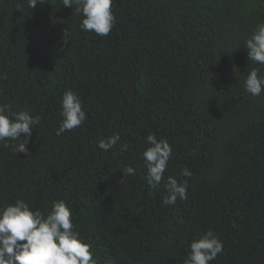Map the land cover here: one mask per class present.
I'll return each instance as SVG.
<instances>
[{"label": "trees", "instance_id": "obj_1", "mask_svg": "<svg viewBox=\"0 0 264 264\" xmlns=\"http://www.w3.org/2000/svg\"><path fill=\"white\" fill-rule=\"evenodd\" d=\"M75 8L0 0V105L41 118L27 153L0 141V208L20 198L47 215L64 200L96 264H184L209 230L223 243L209 264H264V91L244 87L253 68L264 76L245 44L264 0H113L107 36ZM67 90L87 119L57 135ZM150 133L172 146L155 190ZM169 176L187 199L164 205Z\"/></svg>", "mask_w": 264, "mask_h": 264}, {"label": "clouds", "instance_id": "obj_2", "mask_svg": "<svg viewBox=\"0 0 264 264\" xmlns=\"http://www.w3.org/2000/svg\"><path fill=\"white\" fill-rule=\"evenodd\" d=\"M40 3L46 0H39ZM38 0H28L30 9L36 7ZM113 0H63L65 7L76 5L75 11L83 15L81 29L95 32L99 36H107L114 23L112 11ZM248 61L264 64V23L246 40ZM253 68L245 80V89L252 96H259L264 91V76ZM6 78V77H3ZM61 116L63 120L56 130L57 135L70 131L87 119L79 96L72 90L63 93L61 99ZM14 116V119L10 117ZM41 118L30 115L26 111L10 113L7 105H0V141L11 144L15 153H27L26 145L32 135V130L39 125ZM23 136V138H22ZM120 140L119 134H114L99 141V148L107 151ZM148 147L143 151L145 179L148 185L157 189L164 179L172 146L165 139H157L150 133L146 137ZM123 174L136 175L132 166L122 170ZM184 176H191L188 168L182 170ZM167 196L164 205H173L177 198L187 199V183H179L169 176L165 185ZM72 211L64 200L53 201L51 211L44 215L40 210H33L23 199L0 208V264H96L90 245L80 238L74 230ZM190 253L184 264H209L223 251L222 241L213 231H206L190 244Z\"/></svg>", "mask_w": 264, "mask_h": 264}]
</instances>
